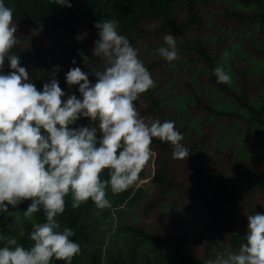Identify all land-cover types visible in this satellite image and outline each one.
Wrapping results in <instances>:
<instances>
[{"label": "trees", "instance_id": "1", "mask_svg": "<svg viewBox=\"0 0 264 264\" xmlns=\"http://www.w3.org/2000/svg\"><path fill=\"white\" fill-rule=\"evenodd\" d=\"M4 2L17 24L12 52L21 66L40 89L58 65L56 78L67 94L79 95L78 86L69 89L64 74L75 66L90 71L79 52L89 57L88 66H103L92 56L94 23L118 20L156 82L136 102L140 115L175 121L189 150L187 158L173 159L170 144L153 138L151 193L133 185L117 194L107 190L109 208L127 221L108 235L107 244L100 242L107 236L99 229L108 209H97L91 200L72 209L66 197L58 219L74 230L81 249L72 264H206L218 249L238 250L247 215L264 213V0H71V8L51 0ZM169 32L179 54L172 62L157 51ZM218 65L230 73V83L216 82ZM221 122L239 136L232 129L222 135ZM147 164L138 179L147 175ZM30 202L0 215V231L26 248L32 225L45 221L42 210L23 215Z\"/></svg>", "mask_w": 264, "mask_h": 264}, {"label": "clouds", "instance_id": "2", "mask_svg": "<svg viewBox=\"0 0 264 264\" xmlns=\"http://www.w3.org/2000/svg\"><path fill=\"white\" fill-rule=\"evenodd\" d=\"M51 2L72 7L71 0ZM94 28L98 39L92 56L102 60V68L88 66L89 57L79 52L90 71L75 66L64 74L68 88L78 86L79 95L61 89L58 65L38 89L12 52L18 43L17 24L13 9L0 0V215L30 200L23 215L42 210L45 217L32 225L27 248L0 231V264H52L53 259L72 264L81 249L72 239L74 230L61 227L58 219L66 197L72 209L89 200L97 209L110 207L107 190L117 194L134 185L152 157L153 138L170 144L173 159L190 155L175 121H146L140 115L136 102L156 82L138 49L120 33L119 21L98 20ZM163 41L166 46L158 54L168 62L179 59L176 37L169 32ZM213 75L217 83L231 82L223 65ZM81 119L88 124H79ZM247 221L238 250L218 249L206 264H264V213L247 215Z\"/></svg>", "mask_w": 264, "mask_h": 264}, {"label": "rangeland", "instance_id": "3", "mask_svg": "<svg viewBox=\"0 0 264 264\" xmlns=\"http://www.w3.org/2000/svg\"><path fill=\"white\" fill-rule=\"evenodd\" d=\"M217 124L219 125V129L222 135H225L229 130L232 129L231 134L233 132L236 138L239 136L237 129L229 127L228 123L221 122ZM154 160H155V154L152 152V157L147 164V168H148L147 175L143 178L137 179V181L133 185L134 191L140 188L145 190L146 192L151 193V191L153 190L154 184L152 183V178L154 175ZM107 209L110 216L107 219H105V221H103L99 229L103 237L105 235L107 236L104 237L103 239H100V242L105 244H107V239L109 234H114L115 232L118 233L120 231V228L127 224V221L122 220V217H120V215L113 212L109 207ZM98 214H101V210L97 212V215ZM22 220H24V216L19 214L18 222L21 223Z\"/></svg>", "mask_w": 264, "mask_h": 264}]
</instances>
